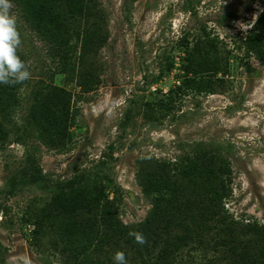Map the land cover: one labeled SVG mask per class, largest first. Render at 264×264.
Listing matches in <instances>:
<instances>
[{"label": "rangeland", "instance_id": "rangeland-1", "mask_svg": "<svg viewBox=\"0 0 264 264\" xmlns=\"http://www.w3.org/2000/svg\"><path fill=\"white\" fill-rule=\"evenodd\" d=\"M16 1L19 55L30 62L31 77L14 93L0 145V264H115L117 251L128 264L154 262L162 241L136 251L117 240L76 258L57 232H32L29 217L49 193L30 186L7 196L4 183L33 170L50 184L84 173L106 177L108 198L118 196L119 220L130 226L151 207L139 185L141 171H157L159 161H173L197 144L211 164L228 165L231 196L223 201L221 223L201 228L186 220L165 231L168 241L191 232L169 262L258 264L246 263L242 254L257 251L254 231H264V61L247 55L240 38L250 32L264 0H92L98 16L91 10L87 17L72 16L68 0H45L60 25L43 32L29 27ZM93 32L107 41L96 55L99 83L84 91L77 85V56L81 36ZM210 42L221 58L215 94L186 93L161 122L145 120L142 100L180 86L188 51ZM42 84L70 92L76 111L68 135L50 148L35 140L28 125L33 94Z\"/></svg>", "mask_w": 264, "mask_h": 264}, {"label": "trees", "instance_id": "trees-1", "mask_svg": "<svg viewBox=\"0 0 264 264\" xmlns=\"http://www.w3.org/2000/svg\"><path fill=\"white\" fill-rule=\"evenodd\" d=\"M90 1L68 0L70 14L87 17L92 10L93 16H98L94 1L91 7L87 6L86 2ZM16 3L24 20L34 31L43 32L60 25L45 0H17ZM240 39L247 55L264 61V9L252 23L250 32ZM106 41L107 36L101 37L96 32L81 36L77 56L80 71L76 77L78 87L84 91L94 89L99 83L96 55ZM203 47L205 49L197 44L185 56V63L181 65L184 79L180 86H173L158 97V92H152L151 98L142 100L141 110L145 120L161 122L174 110V103L182 101L186 93L215 94L214 77L220 70L221 58L211 42ZM20 87L21 84H0V145L7 138L5 125L15 106L14 93ZM72 97L70 92L53 84H42L34 92L28 125L37 142L50 148L56 140L68 135L76 113ZM207 157L206 148L197 144L190 152L181 154L173 161H159L157 171H141L139 185L151 207L144 220L130 226L119 220L118 196L114 194L113 199L108 198L106 190L109 181L106 177H90L84 173L64 183L50 184L38 170H33L8 177L4 183V193L12 196L30 186L47 191L49 197L43 207L29 217V221L33 222L32 232L37 234L45 228L57 232L65 245L64 249H69L76 258L91 249L110 247L117 240H122L136 251L148 249L150 242L157 245L162 241L163 246L156 260L142 264H173L169 262L172 253L178 249L180 242L185 243L191 237V232L187 231L185 236L168 241L163 238L165 231L186 220L197 221L201 228H206L211 221L221 223L219 216L223 211V201L231 196L228 165L217 167ZM131 231L143 234L146 243L138 244L134 237L129 236ZM254 234L259 242L257 251L242 255L246 263L251 260L264 264V231L256 229Z\"/></svg>", "mask_w": 264, "mask_h": 264}, {"label": "clouds", "instance_id": "clouds-1", "mask_svg": "<svg viewBox=\"0 0 264 264\" xmlns=\"http://www.w3.org/2000/svg\"><path fill=\"white\" fill-rule=\"evenodd\" d=\"M12 0H0V84H23L31 77V64L19 55L22 35L18 27V16L13 11ZM138 244H145L143 234L131 231ZM113 260L115 264H128L125 254L117 251Z\"/></svg>", "mask_w": 264, "mask_h": 264}]
</instances>
